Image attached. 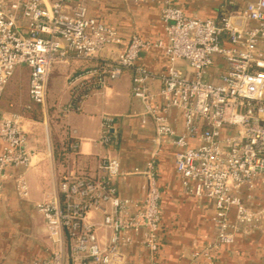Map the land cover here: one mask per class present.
Returning a JSON list of instances; mask_svg holds the SVG:
<instances>
[{
	"label": "built area",
	"instance_id": "1",
	"mask_svg": "<svg viewBox=\"0 0 264 264\" xmlns=\"http://www.w3.org/2000/svg\"><path fill=\"white\" fill-rule=\"evenodd\" d=\"M148 1L160 6L164 41L137 34L125 41L114 28L90 17L83 0H0V103L19 67L28 70L29 101L43 109L57 64L94 62L92 70L69 79L73 88L87 76L97 77L103 87L131 71V95L142 104L143 116L153 120L157 139L165 138L178 149L174 164L184 186L192 182L189 192L214 206L215 237L193 254L212 264V253L234 242L238 225L254 228L264 221V208L255 210L242 197L251 198L258 190L264 196V0L247 3L239 15L218 22L188 18L173 0ZM233 17L241 20L237 26L231 23ZM150 50L161 51L166 60L156 91L150 86L154 74L138 64ZM216 58L223 61L224 71L213 77ZM171 110L183 116L181 135L168 120ZM23 118L0 105V198L9 178L20 198L28 195L23 177L9 172L30 164ZM110 122L103 123L104 143ZM119 174L117 160L102 159L94 176L67 173L55 192L37 204L49 242L41 264H125L129 234L140 232L147 252L157 253L160 192L155 159L139 173L144 179L140 202L118 196L112 181ZM232 211L234 224L229 220ZM93 214L100 217L99 224ZM98 226L110 231L106 243L99 241Z\"/></svg>",
	"mask_w": 264,
	"mask_h": 264
},
{
	"label": "crops",
	"instance_id": "2",
	"mask_svg": "<svg viewBox=\"0 0 264 264\" xmlns=\"http://www.w3.org/2000/svg\"><path fill=\"white\" fill-rule=\"evenodd\" d=\"M254 0H173L188 18L218 22L224 16H237L247 3ZM88 15L114 28L126 41L132 34L149 40H165L160 21V6L148 0H83ZM244 26H253L243 22ZM264 50V43L261 45ZM119 50V49H118ZM117 50V51H118ZM138 64L154 74L152 90H158L157 77L165 70L166 60L159 50L141 54ZM94 62L57 64L50 75L46 101L49 115L38 121L28 118L23 124L27 146L32 153L26 168L12 169L14 176L25 180L28 195L20 198L13 178L5 181L0 198V264H41L47 257L49 242L44 219L37 204L51 196L62 176L67 173L94 176L102 159H115L120 174L112 183L121 199L140 202L144 179L139 174L153 156L156 162L157 186L160 192L159 248L151 256L142 244L143 232L129 234L130 246L123 250L125 264H210L203 258H193L196 252L213 241L215 225L212 222L214 206L206 199L193 196L175 170L178 149L165 138L156 137L155 124L143 116L139 100L131 95L132 72L125 71L117 79L98 84L95 76H87L73 88L68 81L92 70ZM180 69L187 73L183 62ZM224 71L223 61L215 59L211 76ZM28 70L19 67L4 91L1 109L12 112L17 96V83ZM28 87V86H27ZM19 111L23 114L22 106ZM70 106V109L68 108ZM19 107V106H18ZM18 111V112H19ZM105 119L111 122L106 129L108 142L101 141ZM168 120L177 135L184 132L180 111L171 110ZM44 124V125H43ZM47 125V127H46ZM196 143H191L195 145ZM1 152V144H0ZM243 195V201L253 209L264 208L262 191ZM94 223L100 217L92 215ZM235 223L234 212L229 216ZM234 242L213 252L212 264H264V221L249 227L238 225ZM101 243H106L110 231L98 226Z\"/></svg>",
	"mask_w": 264,
	"mask_h": 264
},
{
	"label": "rangeland",
	"instance_id": "3",
	"mask_svg": "<svg viewBox=\"0 0 264 264\" xmlns=\"http://www.w3.org/2000/svg\"><path fill=\"white\" fill-rule=\"evenodd\" d=\"M17 85V96H15L14 98V109L12 110V112H18L20 108V105L23 103L24 100H26V95L25 91L26 89H28V77L26 75V73L22 74V79L20 81H18ZM19 106V107H18ZM50 109L49 106L47 104V101L45 103V108H41L39 105H34L31 107V109L29 111H27V114H23L21 111H19L18 113L23 114L24 118L21 121L22 122V126L24 124L25 121L28 120V118L30 120L35 121V123H31L33 124V126H38V121H40V119H42V117H45L47 115H49ZM27 119V120H26ZM44 125V124H43ZM47 127V125H46Z\"/></svg>",
	"mask_w": 264,
	"mask_h": 264
},
{
	"label": "trees",
	"instance_id": "4",
	"mask_svg": "<svg viewBox=\"0 0 264 264\" xmlns=\"http://www.w3.org/2000/svg\"><path fill=\"white\" fill-rule=\"evenodd\" d=\"M4 94V93H3ZM2 97H3V95H2ZM32 106H34L29 100H28V102H26L22 107V111H24V112H27V111H29V110H27V107H30V109H31V107Z\"/></svg>",
	"mask_w": 264,
	"mask_h": 264
},
{
	"label": "water",
	"instance_id": "5",
	"mask_svg": "<svg viewBox=\"0 0 264 264\" xmlns=\"http://www.w3.org/2000/svg\"><path fill=\"white\" fill-rule=\"evenodd\" d=\"M238 22H241V20L239 19V18H235V17H233V18H231V23L233 24V25H238Z\"/></svg>",
	"mask_w": 264,
	"mask_h": 264
}]
</instances>
